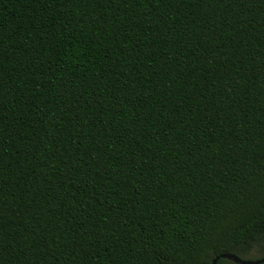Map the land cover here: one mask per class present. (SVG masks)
Instances as JSON below:
<instances>
[{
	"label": "trees",
	"instance_id": "16d2710c",
	"mask_svg": "<svg viewBox=\"0 0 264 264\" xmlns=\"http://www.w3.org/2000/svg\"><path fill=\"white\" fill-rule=\"evenodd\" d=\"M222 254L264 259V0H0V264Z\"/></svg>",
	"mask_w": 264,
	"mask_h": 264
},
{
	"label": "water",
	"instance_id": "95a60500",
	"mask_svg": "<svg viewBox=\"0 0 264 264\" xmlns=\"http://www.w3.org/2000/svg\"><path fill=\"white\" fill-rule=\"evenodd\" d=\"M219 260H227L229 262H232L233 264H263L264 263V259L259 260V261H248V260H241L232 254H222V255L216 257L212 261V264H217Z\"/></svg>",
	"mask_w": 264,
	"mask_h": 264
}]
</instances>
